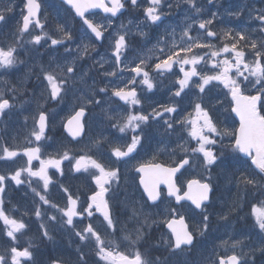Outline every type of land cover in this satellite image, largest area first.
I'll use <instances>...</instances> for the list:
<instances>
[{"label": "snow or ice", "instance_id": "snow-or-ice-1", "mask_svg": "<svg viewBox=\"0 0 264 264\" xmlns=\"http://www.w3.org/2000/svg\"><path fill=\"white\" fill-rule=\"evenodd\" d=\"M64 2L83 19L87 29L75 45L77 53L75 60L68 61L65 57L66 62L63 64L54 61L47 68L40 66L37 79H41L42 83L46 82L44 87L48 99L54 101H63L76 84L87 86L85 79L87 73L77 71L76 61L83 60L85 57L91 58L89 54L94 50L95 42L109 39L105 37L104 32L111 26V17H116L125 7L124 0H108V2L105 0H64ZM126 2L131 7L138 6V0H126ZM179 3L187 5L186 11L191 12L194 19L185 22L182 26L178 25L179 32L176 28L165 29L163 35L154 38V43L151 39L145 40L132 57L125 55L129 51L126 36L130 30L125 29L123 24L120 25L115 33L116 38L110 45L112 69L102 74L117 77L118 72H128L133 75L129 76L122 85L109 81L111 88L101 87L98 91L99 93H110L109 98L116 97L119 101H123L124 105L135 107L141 104V98L133 85L141 84L146 86L148 91H152L156 87L152 73L156 74L157 79L166 76L178 77L174 82L178 88L172 92L176 98H182V94L187 96L188 93L185 90L193 87L198 89L199 94L207 95L206 89L207 92H211L213 88L222 85L227 90L224 93L225 98L230 97L226 110L235 113L238 117V127L229 130L219 125L210 115L199 95L193 104L194 115L188 113L184 119L173 122H169L171 118L169 117L163 123L167 125V129H172L175 123L184 125L189 137L196 141V146L190 150L191 155L197 158L202 157L204 166L209 171L211 166L216 165L220 159L217 149L212 147L218 143L221 149L229 148L238 157L242 156L245 159L240 161L241 165L248 164L252 170L249 172L237 169L238 183L244 186L245 191L249 188L264 190V11L252 17L259 24L257 29L259 35L254 36L251 31L243 29L228 28L219 31L213 29L212 25L216 21L217 14L211 13L207 18H200L199 14L203 9L199 0H179ZM208 3L212 4L213 0H208ZM40 7L38 0H26L24 5L26 14L23 15L22 26L11 37L13 43L0 46V73H6L9 69L24 63L18 54V47H22L23 44L43 46L41 42L44 41L48 47L63 46L65 53L71 55L72 48L66 42L73 40L72 32L63 25H58V37L54 38L49 35L47 31H44V23L39 18ZM168 7L171 8L173 5L169 4ZM97 8L110 14L107 24L94 23L91 19L85 18L86 12ZM162 8L163 0H149V6L145 9L146 19L153 24L162 22L164 15ZM24 9L21 10L22 13ZM12 11L11 5L0 11V24L7 23L6 13ZM240 14L239 11L232 13L235 16ZM33 23L41 29L40 34H33L29 31L30 24ZM194 27L195 32H193ZM26 33L28 34L27 40L24 39ZM139 35L146 36V33L141 31ZM107 62L104 56H100L95 61L100 68H103ZM117 79L123 80L124 77L119 76ZM210 85L212 87H209ZM11 91L13 93L11 100L6 98L4 91H0V119L6 117L14 107L13 101L20 89L13 86ZM84 95L87 99L81 97L83 102L79 111H75L65 125L73 139L84 134L83 118L86 106L96 104L103 108L101 100L95 98L94 91L90 95L85 92ZM36 102L39 104V101ZM179 102V100H172L167 105L162 104L159 110L154 108L147 115L143 112L134 113L128 108H125L123 112L118 108L109 112L108 119L114 121L111 125L113 128L121 134L132 133L130 142L123 146L112 144L111 155L116 160H123L127 163L125 158L131 157L141 145L145 134L144 126L149 124V119L158 120L165 113H176V105ZM47 128L48 116L45 111L41 110L34 120V127L29 134L27 146L24 148L0 146V161L9 162L15 161L18 156L27 157L24 167L16 169L11 174H0V221H3L6 226L4 234L7 237L6 246L0 249V264H35L34 254L31 251L32 245L20 246V237L25 234L28 225L23 219L9 216L4 209L3 194L6 181H14L17 186L25 183L31 186L32 178H36L40 190L33 188L32 191L39 197L40 204L57 208L48 198L49 185L52 184L48 170L54 168L63 175L64 161H74L72 168L75 172L94 170L91 175L96 187L88 195L84 206L80 205L78 195L74 196L67 188H63V191L67 193V204L64 208L57 210L61 213L62 222L70 227H74L73 222L76 217L81 220L86 218L91 220L96 213L100 214L101 224L105 230L104 235L93 226L94 222H89L82 230L75 232L82 244L91 243L94 246L98 257L97 264L101 261L103 264H170L169 261H161L159 258L149 259L140 250V244L150 237L151 227L154 224L162 223L169 230L168 238H162L160 242H157L156 247L163 246L171 254L189 252L195 247L197 237H203L208 232L210 225L207 202L212 193L211 183L191 179L187 181V190L183 193L177 183V173H181V169H185V166H190V156H183L179 161H174L172 166L153 162L155 159L153 157V160L140 163L135 168V171L141 174L139 184L143 186V191L152 204L155 205L157 201H160L159 186L164 184L167 186V196L173 197L175 204L180 205V208H166L163 218L158 220L150 218V214L144 212L143 207L138 210L132 206V214L128 219L134 221V227L129 230L114 215L110 204L111 197L108 196L113 185L119 183V168L106 167L105 164L88 154L76 158L70 155L67 149L57 152L54 157L49 156L47 159H42L39 141L46 139ZM226 137L229 138L227 143H225ZM105 140L106 138L101 134L94 141V145L99 147ZM177 147L185 153L189 152L185 144L178 143ZM221 155H223L222 152ZM34 160L39 161L35 170L32 166ZM182 201H191L195 208L202 211L201 221L192 229L189 228L184 215L181 214V208L184 207L181 204ZM239 207V201H235L228 209V213H221L219 218L228 220L229 215L233 211H238ZM33 214L38 219L41 218V207H36ZM251 215L261 235L260 244L258 246L245 245L241 238L221 239L219 247L224 249V254L217 255L214 250L207 264H256L257 252L261 254L262 264H264V201L252 208ZM47 218L50 221L57 220L56 215ZM41 228L43 236L51 239L43 223ZM120 243H123L126 248H131V254L122 250ZM246 247L247 251H245ZM79 259L81 264H86L83 254L79 256ZM53 264H61V262L55 261Z\"/></svg>", "mask_w": 264, "mask_h": 264}, {"label": "rangeland", "instance_id": "rangeland-1", "mask_svg": "<svg viewBox=\"0 0 264 264\" xmlns=\"http://www.w3.org/2000/svg\"><path fill=\"white\" fill-rule=\"evenodd\" d=\"M14 2H15V0H0V10H3L5 8H7L9 5H11L13 7V10H15L14 9ZM230 2H232V0H213V3L209 4L208 0H199L200 6L203 9V11L199 14V16H200V18H207L211 13H216L217 14L216 15V21L212 25V28L215 29V30H218V31L221 30V29H228L230 27H227V21L229 22L230 26H232L231 20L230 19H226V18H225L226 20L222 19L219 14H220V10L223 7V4L226 3L225 5H228ZM263 2H264V0H263ZM169 4H172L173 7L169 8L168 7ZM48 5L50 7H52L55 11H53V16H44L43 17L44 23L49 24L55 18H57V19L63 18V19H65L64 21H65V23L68 26L73 27L74 25H76V23H75L74 19L72 18V15L70 13H69V16L65 17L62 14V9L59 6H54V5H51L50 3H48ZM177 5H179V6H177ZM180 7H182V9H178ZM241 8L245 9L246 6L242 5ZM186 9H187V5L179 3V0H163V8H162V11L164 13L163 16L167 17V19H166L165 22H162L160 24H153L152 22L146 23L147 21L143 22L142 19H144V17H142L139 13H133V10H131L129 15H128V17H127L128 23H126L125 20H122L119 23H116L115 21L111 20V26L108 27L107 30L105 31L108 34V38L109 39L104 41L102 45H99L97 43V41H96L95 44H94V50H92V54H94V52H96L97 54L103 53L104 56L106 57L107 61L110 63L109 68L112 69L110 45L112 44V42L116 38L115 33L119 29L121 24H123L125 26V29L130 30L128 32V35L126 36V40L129 42V51L126 52L125 55L129 56V57H132V56H134L135 51L139 50V48L142 46V44L144 43L145 40L151 39L153 41V43H154L155 42L154 38L163 35L165 29L176 28V24L174 23L173 19L171 18L173 11L178 10V14L179 13L187 14L186 18L183 19L182 21H178V20L176 21L177 24H179L181 26L185 22L193 20L194 19L193 14L191 12L186 11ZM261 11H264V4H263V7H262ZM259 14H253L252 17L254 15H259ZM239 17H240V15H239ZM95 20H96L97 23H100V22H103L105 24L108 23V19L104 20L103 17H97V18H95ZM218 25L224 26V28H217ZM258 28H259V24H257L256 26L252 27L251 30L246 28V27H244L243 30L251 31V33H254V32L257 31ZM236 30H240V29H236ZM121 31H123V30H121ZM141 31L146 33V36L139 35V32H141ZM177 32H179V31H177ZM193 32H195V27L193 29ZM38 48H39V45H32V44H29V45H26V46L23 47L22 51L26 54V56H27V58L29 60L28 63H27L28 67L32 66V64L34 63V61L36 59V51H37ZM25 49H27V51H25ZM31 57H33V61L30 60ZM99 58L100 57L97 56V60ZM22 64H18V65H22ZM41 65H43L45 68H47L49 66V64H43V63ZM131 75H133V74L128 73V72L127 73H123L122 76L124 77V79L123 80H119L117 83L122 85L125 82V80ZM152 76H153V81L156 84V87L152 91H147L148 94H146L145 96H144V89H143V88H145L144 85H141V84L133 85L138 90V92L141 91L143 93L141 95L139 93V95H140L139 97L141 98V104L137 105L136 107H138L140 109L142 108L143 105L145 107H147V108L151 107V104L150 103L148 104L149 100H147L146 98L150 97L152 95H157L159 92H161L160 95L166 94V95L169 96V94H170V96L172 97L173 100H178L176 97H174L172 95V92L176 89V87H175L176 85L174 83L175 81H171V83L168 86V84H164L163 79H161V78L157 79L155 73ZM165 79H167V78H165ZM160 84H164V88L161 87V86L158 87V85H160ZM157 87H158V89H157ZM210 87H212V86L210 85ZM215 88H217V91H218V86L215 87ZM95 98L96 99H100V95L97 94V97H95ZM101 99H102V97H101ZM207 100H209L210 105H211V103H216L217 102L215 100V97H213V96H210L209 98H207ZM51 101H54V100H51ZM163 102H164V100L162 102H160V104H156L155 109H160V105H162V104L167 105L170 101H166L165 103H163ZM18 103H20V102L18 101ZM119 103L120 102L115 97H112V99H108L107 98V99L104 100V104H102L103 108L100 105L96 106V111L93 114V118L95 119V122L92 124V126L94 127V133L97 132L98 127H99V125L101 123L105 124L104 121L108 119V111L110 109H117L119 107L120 108L124 107V104H120L119 105ZM184 103H186V105L183 104V107H182V111L183 112H179L178 111L179 107H177V112L176 113H174V114L165 113L164 116H161L158 120L149 119V124L147 126H144V127H149L151 130L156 131L157 134H158V137H159L158 140H159L160 137L162 136V132H163V129L161 128V126L162 125L165 126V124L163 123L165 119H169V117H171L169 122H173V121H176L178 119H184L186 117L184 112L189 110V105H188L189 102L185 101ZM209 103H207V105ZM16 104H17V102H16ZM41 110L42 111H44V110L46 111L47 110L46 104H41L39 106V111H41ZM71 110H72V108H71ZM104 111L106 112V115H104ZM142 112L145 115H147V114L152 112V107H151L150 112L147 111L146 109L142 110ZM35 119L36 118H33L31 123H29V122L25 123V126L28 127V130L25 131L20 136L21 139H23V140L28 139L30 132L33 130L34 120ZM63 122H65V121L60 120L59 123L56 122L53 125L57 127L58 125H62ZM218 123L221 126H225L226 125L223 122H218ZM64 125H65V123H64ZM166 129H167V127L165 128V132H166V134L168 135L169 138L171 137V138H174V139L178 140V138L183 135L182 124L175 123L174 127L172 129H167V130ZM95 140L96 139L93 138L92 141H90L87 144V148H88L87 152L88 153H90L93 149L97 148L94 145V141ZM163 145H166V144H163ZM78 147L79 148H85L86 146L84 147L83 144H82V145H79ZM68 148L69 147L53 149L52 147H47L46 148L45 146H43L41 148V152H42V154H44L47 151V158H48L49 156H53L54 157V156H56L57 152L63 151V150L68 149ZM99 148L103 149L104 147L102 145H100ZM69 152H70V150H69ZM70 155H72L71 152H70ZM20 158H16L15 161H9V163H18ZM201 158L202 157H200V158L196 157L197 163H199L201 161ZM66 162L69 163V161H64V163H66ZM20 163L22 165H24V166L26 165V161H24V160H21ZM70 163L72 165L74 163V161H71ZM34 164H35V160L33 161V165ZM92 171H94V170H91V172L85 173L84 174V178L88 179L90 176H92L91 175ZM193 171H194V173H197L196 170H193ZM222 177H224V179H222L221 183L220 182L217 183L218 187H219V190L221 191V189L222 190L226 189V191H229V188H230V185H231V183H230L231 181H229L230 176L227 175V174H223ZM80 180H82V179H80ZM80 185H81L80 181L76 182L75 184L71 183V187L69 189V192L72 193L74 196L78 195L77 189L80 187ZM53 186H54L55 190L58 191L59 186L57 185L56 181L53 182ZM84 186H85V183L83 185V188H84ZM52 189L53 188H50L49 191L51 192ZM223 196H224V198H222V200H220V197H219L216 202L219 205H221V204L226 205V208H224L223 211H225V214H227L228 213V209L230 207H232V205H233V203L235 201H238V200H237V197L234 196V195L232 197H226L225 195H223ZM64 197H65V193L64 192H59L56 195V201H57V206H58L57 208H52L49 205H46L49 209H51V211H48V208H45L43 210V212H42V220L46 224L51 223V221L48 220V218H47V217L51 216V214L52 215H56V217H59L60 212H58L57 209L61 208V207H65L66 204L64 203ZM66 197H67V193H66ZM158 216H159V219L163 218V214L162 215H158ZM193 221H196V217L195 216H193ZM54 227H55L56 230L60 229V228L56 227L55 225H54ZM254 229L257 230L258 228H256L255 225H254V226L251 227L250 231L252 232ZM212 235L213 234L211 232L208 235V237L211 240H212ZM215 237H216V235H215ZM163 238H168V235L166 234L165 237H163ZM260 240H261V235L259 237H256L254 245L258 246L260 244ZM199 253H201V251ZM179 256L185 258V254H178V255L171 254L170 255V257H173V260H172L173 262H176V258H178ZM258 256L261 257L259 259V261H258V264H262V256H261V254L259 252L256 253V257H258ZM166 260L170 262L169 259H166ZM184 262H186V261H184Z\"/></svg>", "mask_w": 264, "mask_h": 264}, {"label": "flooded vegetation", "instance_id": "flooded-vegetation-1", "mask_svg": "<svg viewBox=\"0 0 264 264\" xmlns=\"http://www.w3.org/2000/svg\"><path fill=\"white\" fill-rule=\"evenodd\" d=\"M111 206H112V204H111ZM113 211H114V215L116 217H118L120 220H124V219L127 218V216L120 210L119 207L114 208ZM101 220H102V217H100L99 213H96L95 216L91 217V222H94L93 226L96 229H98L101 232L102 235H104L105 234V230H104V226L101 224ZM132 224L134 225V221H132ZM92 247H93V249L95 251V248H94L93 245H92Z\"/></svg>", "mask_w": 264, "mask_h": 264}, {"label": "bare ground", "instance_id": "bare-ground-1", "mask_svg": "<svg viewBox=\"0 0 264 264\" xmlns=\"http://www.w3.org/2000/svg\"><path fill=\"white\" fill-rule=\"evenodd\" d=\"M18 0H15L14 3H17ZM150 254L153 258H162L164 256V253L161 251V250H158V249H152L150 251Z\"/></svg>", "mask_w": 264, "mask_h": 264}, {"label": "water", "instance_id": "water-1", "mask_svg": "<svg viewBox=\"0 0 264 264\" xmlns=\"http://www.w3.org/2000/svg\"><path fill=\"white\" fill-rule=\"evenodd\" d=\"M61 1H63L64 2V0H61ZM68 5V4H67ZM68 6H70V5H68ZM71 7V6H70ZM93 10H96V9H90L88 12H91V11H93ZM75 11V10H74ZM88 12H86V13H88ZM85 13V14H86ZM79 17V16H78Z\"/></svg>", "mask_w": 264, "mask_h": 264}]
</instances>
